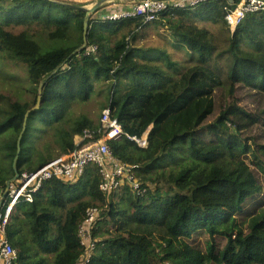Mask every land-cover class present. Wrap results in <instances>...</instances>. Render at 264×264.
Instances as JSON below:
<instances>
[{
	"label": "trees",
	"instance_id": "obj_1",
	"mask_svg": "<svg viewBox=\"0 0 264 264\" xmlns=\"http://www.w3.org/2000/svg\"><path fill=\"white\" fill-rule=\"evenodd\" d=\"M236 2L169 7L150 23L89 15L83 42L84 5L0 0V79L13 80L12 94H0V196L14 176L16 140L38 90L40 105L28 114L20 143L19 175L72 152L73 135L98 128L83 117L72 123L57 155L37 163L28 158L31 145L74 103L87 102L99 81L106 85L103 109L122 129L108 142L110 152L135 166L140 184L139 194L124 182L105 195L93 165L74 182L47 180L31 202L20 199L9 215L12 264H78L83 248L77 229L90 207L100 213L89 264H264V144L248 136L264 124V111H248L237 98L241 88L264 96V12L246 15L230 32L224 8ZM162 20L175 44L196 55L180 74L167 54L161 52L163 68L129 40ZM92 46L94 53L87 51ZM9 64L24 70L23 79L4 74ZM220 89L227 99L217 110ZM148 129L145 148L129 139ZM197 232L210 238L205 253L190 244ZM215 236L226 241L221 249Z\"/></svg>",
	"mask_w": 264,
	"mask_h": 264
},
{
	"label": "built area",
	"instance_id": "obj_2",
	"mask_svg": "<svg viewBox=\"0 0 264 264\" xmlns=\"http://www.w3.org/2000/svg\"><path fill=\"white\" fill-rule=\"evenodd\" d=\"M208 1L211 0H176L173 2L140 0L129 10L111 13L104 16V19L116 21L121 18L142 17L145 23H150L169 7L183 8ZM224 10V21L233 32L246 15L264 12V0H237L232 7H226ZM87 51L94 53L96 47L92 46ZM121 135L120 124L112 116L111 110L105 108L100 113L98 128L93 131H83L72 152L60 156L33 173L23 172L19 175L18 179L8 187V190L6 189V197L4 199L0 197V264H12L16 258V252L8 243L6 234V225L13 207L20 199L31 202L33 195L47 180L55 178L74 182L84 173L87 166L93 165L100 176L99 190L101 193L108 195L118 190L125 182L139 194L140 184L135 178V166H128L118 161L112 156L108 146L109 141L117 139ZM129 139L141 148L147 146L141 145L138 138L130 137ZM99 213L100 210L97 207L88 208L78 225L77 236L83 248V254L78 264H89L90 262L91 252L94 249L92 228Z\"/></svg>",
	"mask_w": 264,
	"mask_h": 264
},
{
	"label": "rangeland",
	"instance_id": "obj_3",
	"mask_svg": "<svg viewBox=\"0 0 264 264\" xmlns=\"http://www.w3.org/2000/svg\"><path fill=\"white\" fill-rule=\"evenodd\" d=\"M62 1L75 2L78 4L88 5L92 0H62ZM86 8L89 7L87 6ZM99 13L100 11L99 12L96 11V13H93L91 16L94 17L96 15H99ZM101 18L102 20H106L102 16ZM161 24H163V26ZM201 24L202 23H200V25ZM164 25H166V27ZM205 26L207 27V24H205ZM14 32L18 33L20 32V30H15ZM214 33H216L215 29H214ZM129 40L131 42V45H133L134 47L136 46L143 49L146 54V57L153 60L151 61L153 64L160 65L163 68H165V63L163 60H161V52L167 54L170 60L176 64V68L179 74L183 72L185 68H187L193 63L192 59H196L195 54H190L185 47L182 48L177 44H175L172 36L170 35L167 29V23L165 22V20L160 21V23L158 24H151L141 28L136 36V39L134 41L131 39ZM137 54L141 55V52ZM139 62H146V61L139 60ZM6 71L7 72L4 71L5 75L8 73L11 75L18 74L19 78L23 79L22 76H24V70L21 67H14L9 64V66H7L6 68ZM126 83L127 82L125 81L121 82L120 87L117 90V93L118 92L121 93L123 91ZM12 85H13L12 77L10 78L9 76H6L4 78H1L0 94L10 96L12 93L10 94L7 93L12 91L10 88ZM23 86H26V84L24 83ZM106 96H107L106 85L102 81H99L94 85V90L87 102L82 104L74 103L67 110L62 120L48 127L44 132V136L42 135V137L39 138L36 141V143L33 144V146L31 145L30 156H28V158L31 161L33 158L34 159L33 162L37 163L43 160L44 157L46 156L57 155L58 151H60L61 148V140H65V141L69 140V132L71 131L70 128L72 123L79 119H82L83 117H86L89 120H91L94 124L99 125L100 113L103 110L104 105L107 103ZM215 96L217 97V110H218V106L222 103V101H225L227 99V94L224 90L220 89L219 91L216 92ZM237 98L239 99L240 104L244 106L248 111L251 112L264 111V96L262 95H258L253 91H248L244 88H241L237 93ZM25 99L27 101H30L32 100V96L28 95L25 97ZM249 135L256 136L262 139V144H264V124L252 130L251 133L248 134V136ZM79 137L80 136L78 135H73L72 142L75 143L77 139H79ZM31 140H29L28 142H31ZM250 143L251 141H248V144ZM40 146H43L44 149L39 150ZM246 162L251 168L254 167L252 159L250 158V154L247 155ZM167 169H169V167H167ZM260 177L262 178V174L260 175ZM261 180L264 182L263 178ZM263 194L261 195L262 198H263ZM0 197H2V195ZM238 218L240 222V217ZM209 239L210 238L207 233L197 232L192 235V241H190V244L198 248L200 251H202V253H205L206 244L209 241ZM225 242H226L225 239L221 236L214 237V245L217 249H221L222 247H224Z\"/></svg>",
	"mask_w": 264,
	"mask_h": 264
},
{
	"label": "water",
	"instance_id": "obj_4",
	"mask_svg": "<svg viewBox=\"0 0 264 264\" xmlns=\"http://www.w3.org/2000/svg\"><path fill=\"white\" fill-rule=\"evenodd\" d=\"M100 2L93 8H88V9H82L85 11V20L83 22V42H85V36H86V32H87V28H88V21H87V18L90 14H93L95 12V10L100 6ZM84 47V45L82 46V48ZM41 94H42V91L41 89L38 90V93H37V99H36V104L35 106L28 110L25 115H24V119H23V122H22V127H21V131L17 137V140H16V154H15V157L13 159V162H12V170H13V173H14V176L11 180H9L7 182V185H6V189L8 190V187L14 183L18 177H19V173H18V169L16 167V161L19 157V153H20V143H21V139H22V136L24 134V131H25V128H26V121H27V117H28V114L31 112V111H34L36 109H38L39 105H40V101H41ZM151 128V127H150ZM149 128V129H150ZM149 129L146 131V133L148 134L149 132ZM5 189V190H6ZM6 197V191L4 192L2 198L4 199ZM0 205H1V202H0Z\"/></svg>",
	"mask_w": 264,
	"mask_h": 264
},
{
	"label": "crops",
	"instance_id": "obj_5",
	"mask_svg": "<svg viewBox=\"0 0 264 264\" xmlns=\"http://www.w3.org/2000/svg\"><path fill=\"white\" fill-rule=\"evenodd\" d=\"M139 1L140 0H94V1L92 0L88 5H84V4L81 5H84L82 9H88L86 8L87 6L89 8H93L100 2L101 3L100 6L94 12L96 13V11L97 12L100 11L99 15L94 16L95 18H100L101 16L104 17L110 15L111 13H116V12L119 13V12L127 11ZM167 1L173 2L176 0H167Z\"/></svg>",
	"mask_w": 264,
	"mask_h": 264
},
{
	"label": "bare ground",
	"instance_id": "obj_6",
	"mask_svg": "<svg viewBox=\"0 0 264 264\" xmlns=\"http://www.w3.org/2000/svg\"><path fill=\"white\" fill-rule=\"evenodd\" d=\"M138 141L141 145L146 146L147 145L146 134L142 135L141 138H138Z\"/></svg>",
	"mask_w": 264,
	"mask_h": 264
},
{
	"label": "clouds",
	"instance_id": "obj_7",
	"mask_svg": "<svg viewBox=\"0 0 264 264\" xmlns=\"http://www.w3.org/2000/svg\"><path fill=\"white\" fill-rule=\"evenodd\" d=\"M6 189V188H5ZM5 191V190H4Z\"/></svg>",
	"mask_w": 264,
	"mask_h": 264
}]
</instances>
